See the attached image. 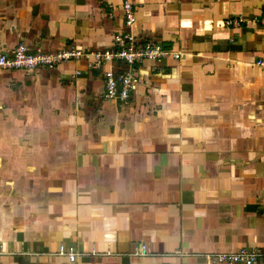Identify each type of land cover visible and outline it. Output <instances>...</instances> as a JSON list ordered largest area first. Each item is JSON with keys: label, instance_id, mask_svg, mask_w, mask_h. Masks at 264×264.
I'll use <instances>...</instances> for the list:
<instances>
[{"label": "crops", "instance_id": "crops-1", "mask_svg": "<svg viewBox=\"0 0 264 264\" xmlns=\"http://www.w3.org/2000/svg\"><path fill=\"white\" fill-rule=\"evenodd\" d=\"M124 1L0 0V52L104 51L129 31L181 55L138 63L127 102L104 98L119 62L0 70V264H223L264 247V0H129L131 28Z\"/></svg>", "mask_w": 264, "mask_h": 264}, {"label": "built area", "instance_id": "built-area-1", "mask_svg": "<svg viewBox=\"0 0 264 264\" xmlns=\"http://www.w3.org/2000/svg\"><path fill=\"white\" fill-rule=\"evenodd\" d=\"M122 9L125 15V26L131 28L136 20L134 4L125 0ZM110 17H113V14L110 13ZM262 21L264 22V15ZM243 22L241 17H232L225 21L226 25L230 27H240ZM114 39L116 44L114 48L95 52H84L72 45L56 52H44L40 49H31L25 43H20L11 52H0V70L54 68L65 61L78 60L82 57L91 60L90 66L93 68H101L103 65L119 62L126 65V68L115 70L111 67L104 72V98L127 102L138 87V63L147 59L158 61L168 56L181 57L180 53L166 49L163 44L157 41H139L129 31L116 33ZM259 64L264 65V61L260 60ZM77 74H81V72L78 71ZM1 253L0 244V255ZM58 253L66 255L72 262L76 260L78 255L73 247H66L65 245H60ZM147 254L148 250L145 245H141L140 249L134 253V255ZM212 256L216 262L223 264H259L260 261H264V247L254 250L240 248L231 252H219Z\"/></svg>", "mask_w": 264, "mask_h": 264}]
</instances>
